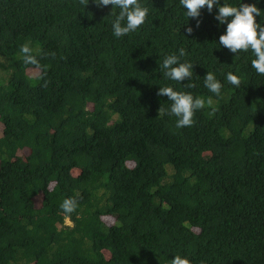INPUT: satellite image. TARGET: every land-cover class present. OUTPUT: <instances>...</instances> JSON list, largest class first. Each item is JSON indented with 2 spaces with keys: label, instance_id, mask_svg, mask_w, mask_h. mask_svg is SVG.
Wrapping results in <instances>:
<instances>
[{
  "label": "trees",
  "instance_id": "1",
  "mask_svg": "<svg viewBox=\"0 0 264 264\" xmlns=\"http://www.w3.org/2000/svg\"><path fill=\"white\" fill-rule=\"evenodd\" d=\"M140 2L145 23L116 38L111 5L0 0V264H264V75L251 50L219 46L231 18L215 19L255 4L264 24V0L198 18L179 0ZM181 48L191 81L159 68ZM165 86L212 104L176 128Z\"/></svg>",
  "mask_w": 264,
  "mask_h": 264
},
{
  "label": "clouds",
  "instance_id": "2",
  "mask_svg": "<svg viewBox=\"0 0 264 264\" xmlns=\"http://www.w3.org/2000/svg\"><path fill=\"white\" fill-rule=\"evenodd\" d=\"M97 7L111 5L112 9L118 8L119 13L115 16L112 23L113 35L116 38L126 36L137 31L141 25L145 23L149 14V8L144 6L140 0H94ZM89 0H80V4L86 7ZM186 11L188 18H198L201 15V9L207 6L209 12L212 11L214 5L219 4V0H179ZM112 14V12H111ZM261 16V10L255 4L240 3L238 6H232L224 3L218 7V13L215 17L220 24L227 23L226 34L219 38V46L229 49L232 53H238L243 50L247 52L251 50L255 59L251 61V66L258 74L264 75V24L257 23L256 17ZM200 21L197 20V27ZM191 27L187 28V32L192 33ZM31 48L25 44L21 46L20 52L23 54L25 64L39 66V61L31 55ZM186 52L183 48L179 49V55L169 54L165 56L159 64L165 78L181 82L186 78L191 81L193 75L194 64L190 61L181 62ZM229 84L239 88L241 85L240 78L229 72L226 76ZM204 85L216 96H219L223 85L216 78L214 72H207L204 77ZM186 87L193 88L194 84L189 82ZM158 96L166 95L171 101L169 115L176 117V128L190 127L194 123L195 112L204 109L206 104L211 106L212 99L209 97L207 101L201 97H194L190 92L175 91L170 86L160 87ZM166 110L161 106L158 109V116L164 115ZM61 209L65 214L73 213L78 207L76 198H66L61 203ZM171 264H191L186 257L176 255L171 259Z\"/></svg>",
  "mask_w": 264,
  "mask_h": 264
},
{
  "label": "rangeland",
  "instance_id": "3",
  "mask_svg": "<svg viewBox=\"0 0 264 264\" xmlns=\"http://www.w3.org/2000/svg\"><path fill=\"white\" fill-rule=\"evenodd\" d=\"M28 71L32 74H37L39 72V69L37 68H29ZM2 128H3V125L2 123L0 122V133L2 132Z\"/></svg>",
  "mask_w": 264,
  "mask_h": 264
}]
</instances>
